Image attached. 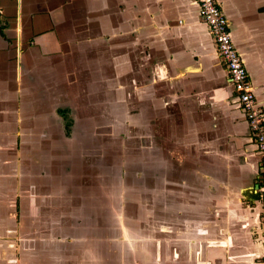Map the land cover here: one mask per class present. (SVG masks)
<instances>
[{
	"label": "crops",
	"instance_id": "0c3cea01",
	"mask_svg": "<svg viewBox=\"0 0 264 264\" xmlns=\"http://www.w3.org/2000/svg\"><path fill=\"white\" fill-rule=\"evenodd\" d=\"M36 1L0 0V264H96L80 244V164H65L66 138L46 109L33 108L45 75L68 65L58 60L66 11ZM71 1L79 27L72 54L105 47L106 61L122 70L135 59L141 111L161 114L155 137L169 145V165L153 169L170 189L167 264H264L260 157L195 0ZM39 3L42 13L31 12ZM217 4L264 112V0ZM23 22L31 34H18ZM47 53L57 60L47 63ZM86 218L90 225L91 212Z\"/></svg>",
	"mask_w": 264,
	"mask_h": 264
},
{
	"label": "rangeland",
	"instance_id": "374dc122",
	"mask_svg": "<svg viewBox=\"0 0 264 264\" xmlns=\"http://www.w3.org/2000/svg\"><path fill=\"white\" fill-rule=\"evenodd\" d=\"M11 2L14 7L16 2ZM28 2L37 3L24 0ZM72 2L54 0L43 8L66 11L60 17L57 33L68 44L63 47L64 57L58 60L68 65L56 66L58 70L45 75V91L39 97L33 96L34 102L37 100L33 108L35 112L37 108L46 109L45 114L52 117L50 120L58 128L59 139L66 138L62 148L65 164L71 158L75 160V168L80 164L76 170L82 181L81 248L94 253L92 259L96 264H167V256L163 255L168 252L170 189L165 173L160 171L157 177L159 173L153 169L156 163L167 172L169 165V145L160 144L155 137L160 131L159 123L163 124L161 114L145 116L141 111L136 94L140 70L135 59H130L122 70L120 65L107 62L105 47L99 48L97 54L95 50L90 49L89 54L86 50L81 54L86 56L84 59L76 49L75 55L72 54L70 46L76 37L73 31L79 30ZM30 10L42 13L41 3ZM22 26L18 34L32 33V25L26 28L23 22ZM54 54H45L50 58L47 63L57 60ZM121 72L127 74L122 82L118 75ZM121 83L127 93L125 97L120 95ZM41 91L40 87L36 90ZM57 109H65L64 117L58 116ZM163 130L166 134L167 130ZM50 135L56 137L54 133ZM124 171L128 172L126 176ZM88 205L92 208L90 225L85 224L90 214ZM158 252L163 254L158 257Z\"/></svg>",
	"mask_w": 264,
	"mask_h": 264
},
{
	"label": "built area",
	"instance_id": "2783aa9c",
	"mask_svg": "<svg viewBox=\"0 0 264 264\" xmlns=\"http://www.w3.org/2000/svg\"><path fill=\"white\" fill-rule=\"evenodd\" d=\"M195 2L199 7V18L209 29L217 54L224 64L253 136L261 161L262 185L260 191L264 208V112L256 102L246 67L233 44L227 18L218 6L217 0H195Z\"/></svg>",
	"mask_w": 264,
	"mask_h": 264
},
{
	"label": "flooded vegetation",
	"instance_id": "af4514ba",
	"mask_svg": "<svg viewBox=\"0 0 264 264\" xmlns=\"http://www.w3.org/2000/svg\"><path fill=\"white\" fill-rule=\"evenodd\" d=\"M127 173H128L127 171H124V172H123V175H124V176H126V175H127Z\"/></svg>",
	"mask_w": 264,
	"mask_h": 264
}]
</instances>
